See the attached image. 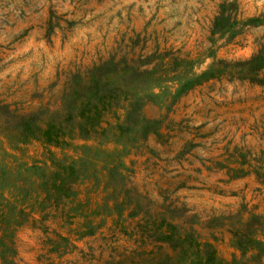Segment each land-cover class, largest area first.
I'll list each match as a JSON object with an SVG mask.
<instances>
[{
    "label": "rangeland",
    "instance_id": "1",
    "mask_svg": "<svg viewBox=\"0 0 264 264\" xmlns=\"http://www.w3.org/2000/svg\"><path fill=\"white\" fill-rule=\"evenodd\" d=\"M261 49L264 0H0V101L18 114L46 119L75 73L111 57L119 69L151 74L134 90L151 123L145 140L135 144L113 128L125 114L118 109L105 117V137L75 134L58 146L18 142L0 130V162L51 169V153L54 161L86 158L97 168L109 154L150 219L169 205L230 264L240 252L228 230L251 213L264 216V179L256 173L264 165V66L247 65ZM186 79L197 81L181 89ZM74 192L65 208L72 221L40 219L35 209L15 232L13 253L0 252V264L132 260L139 217L108 216L102 181L82 179Z\"/></svg>",
    "mask_w": 264,
    "mask_h": 264
},
{
    "label": "trees",
    "instance_id": "2",
    "mask_svg": "<svg viewBox=\"0 0 264 264\" xmlns=\"http://www.w3.org/2000/svg\"><path fill=\"white\" fill-rule=\"evenodd\" d=\"M215 20L222 21V18L215 17ZM227 23L220 27H225ZM119 61L111 57L89 67L82 75L75 73L72 84L62 95L60 108L50 112L46 119L41 120L37 113L18 114L9 109V104L0 101L1 132L18 142L36 139L58 146L75 134L83 139L105 137L108 128L104 124L110 126L105 120L106 115L125 109L123 119L117 121L113 128L121 134H129L130 141L135 144L145 140L151 123L141 115V97L135 96L134 90L141 83L149 81L151 74L147 69L129 66L119 69ZM247 65L262 68L264 49L255 54ZM173 71L169 69L164 77H169ZM197 79H186L181 89L192 85ZM152 132L158 133V130L154 128ZM108 156H100L101 164L97 168L86 158L69 162L54 161L51 153V169L33 164L24 168L17 166L12 170L6 163L0 162V252L13 253L15 232L35 209L40 219L57 215L63 221L73 219V212L65 208L74 196V185L90 178L96 183L102 181L104 209L108 216H114L116 221L123 216L139 217L134 233L130 235L135 237L138 247L130 251L134 258L126 264H227L219 260L211 243L201 241L191 226L185 227L178 221L177 216L172 214L175 210L169 205L157 206L151 212L150 219L141 195L127 186L119 164L107 162ZM256 171L264 179V165L260 163ZM98 172L102 173V180ZM144 219L148 229L143 226ZM235 227L228 232L231 245L240 252V259H233L230 264H264V216L251 213ZM122 231L129 234L125 227ZM59 238L68 242L62 235ZM55 248L59 249L58 244L52 250L57 251ZM122 262L119 260L115 264Z\"/></svg>",
    "mask_w": 264,
    "mask_h": 264
}]
</instances>
